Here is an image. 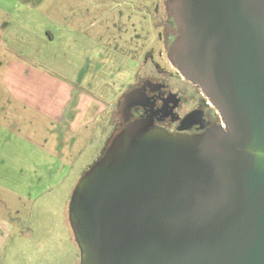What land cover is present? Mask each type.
<instances>
[{"label": "water", "instance_id": "95a60500", "mask_svg": "<svg viewBox=\"0 0 264 264\" xmlns=\"http://www.w3.org/2000/svg\"><path fill=\"white\" fill-rule=\"evenodd\" d=\"M166 7L169 60L218 124L168 131L153 123L166 107L152 82L126 91L121 125L70 194L77 264H264V0Z\"/></svg>", "mask_w": 264, "mask_h": 264}, {"label": "rangeland", "instance_id": "374dc122", "mask_svg": "<svg viewBox=\"0 0 264 264\" xmlns=\"http://www.w3.org/2000/svg\"><path fill=\"white\" fill-rule=\"evenodd\" d=\"M166 9L0 0V264L78 263L69 198L117 100L140 75L180 80L161 36Z\"/></svg>", "mask_w": 264, "mask_h": 264}, {"label": "flooded vegetation", "instance_id": "af4514ba", "mask_svg": "<svg viewBox=\"0 0 264 264\" xmlns=\"http://www.w3.org/2000/svg\"><path fill=\"white\" fill-rule=\"evenodd\" d=\"M161 36L168 54L170 42L177 35V26L174 20L166 13V16H161ZM145 81L152 82V87L148 89L149 94L154 101V109L165 106V111L159 110L153 116V123L168 131H178L179 127L186 126L185 131L188 133H204L210 128L218 124V116L215 110L208 104L207 100L202 96L197 86L180 77L179 82L170 80L167 75L159 74H144L136 77L135 81L128 86L121 94L117 103L109 116L107 129L103 132L104 141L100 149H103L108 138L117 129L121 122L117 118L116 110L118 102L121 100L126 91L139 87ZM152 88H155L152 89ZM134 116L130 119L137 118L142 109L135 111L132 109ZM186 115L190 116L191 120H184ZM100 155V154H99ZM96 159V158H95ZM94 159V160H95Z\"/></svg>", "mask_w": 264, "mask_h": 264}, {"label": "crops", "instance_id": "0c3cea01", "mask_svg": "<svg viewBox=\"0 0 264 264\" xmlns=\"http://www.w3.org/2000/svg\"><path fill=\"white\" fill-rule=\"evenodd\" d=\"M4 236H5V235H4ZM2 238H4L3 235L0 237V240H1ZM77 256H78V252H77L76 258H77ZM76 260H77V259H76Z\"/></svg>", "mask_w": 264, "mask_h": 264}]
</instances>
